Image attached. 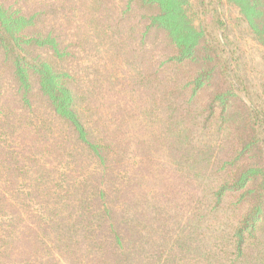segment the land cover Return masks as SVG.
Wrapping results in <instances>:
<instances>
[{
  "label": "rangeland",
  "instance_id": "obj_1",
  "mask_svg": "<svg viewBox=\"0 0 264 264\" xmlns=\"http://www.w3.org/2000/svg\"><path fill=\"white\" fill-rule=\"evenodd\" d=\"M0 3L20 10L25 16L34 15L33 24L25 29L27 35L57 37L61 58L49 45L33 44L29 49L33 55L69 73L66 80L75 91L77 108L91 133V141L94 138L98 142H114L113 135L125 144L128 153L122 163H117L105 148L102 159L84 148L82 142H75L32 74L29 92L20 88L13 59L0 47V129L6 132L0 135V197L21 206L20 199L33 191L34 178L46 172L40 185L42 194L57 189L53 185L57 179L64 180V185L79 183L86 188L83 195L96 191L93 193L99 196L98 202L91 204L106 203L116 216L121 213L128 222L135 221L136 230L128 229L125 234L128 241L137 243L138 264H243L246 261L243 256L233 263L237 255L230 245L235 214L245 209L240 203L242 193H226L221 202L210 193L228 178L224 172L238 151L236 140L225 139L226 124L217 122L219 119L202 128L187 118L180 122L184 132L180 141L189 148L197 142L198 145L193 148L196 152L191 158L179 159L177 148L182 142L170 133L175 126L168 123L171 111L155 93L157 76L167 74L159 75L157 71L169 72L171 67L167 71L164 66L170 51L165 33L146 30V15L152 10L133 0H0ZM185 3L187 11L190 4L191 20L198 28L211 26L218 9L227 25L228 50L238 73L247 77L248 95L264 97V44L249 28L238 7L227 0H186ZM166 90L161 96L166 95ZM246 93L240 92L243 99H247ZM201 101L195 100L198 107ZM196 119L200 123L203 120ZM112 131H121L122 138ZM64 140L65 147L56 146ZM21 149L27 152L18 164L21 168L25 165L23 171L1 163L3 157H10L6 150L16 153ZM248 162L259 167L257 158ZM112 170L116 174L108 181L107 172ZM65 174L68 176L64 177ZM113 181L116 186L111 190ZM250 187L258 186L254 182ZM31 194L35 196L34 192ZM25 197L31 203L29 213L40 215L42 206L36 204L38 198ZM71 197L77 198L73 193ZM7 213L0 211V235H4L0 239V264L42 261L103 264L98 241L78 237L79 242L73 247L74 240L69 241L67 250L58 246L55 229H50L43 238L37 239L29 233L6 244L4 241H9V230L4 226L8 222ZM22 222L20 231L25 232ZM27 223L36 226L33 219ZM257 237L262 245L250 241L251 249L247 251L250 264H259V258H264L263 222ZM102 254L103 261L113 264L105 252Z\"/></svg>",
  "mask_w": 264,
  "mask_h": 264
},
{
  "label": "trees",
  "instance_id": "obj_2",
  "mask_svg": "<svg viewBox=\"0 0 264 264\" xmlns=\"http://www.w3.org/2000/svg\"><path fill=\"white\" fill-rule=\"evenodd\" d=\"M133 1L152 10L146 15L148 23L146 30H158L164 32L166 36L170 51L165 57L164 66L167 71L169 67L171 70L169 72L157 71L159 75L160 73L167 74L154 79L157 90L155 93L159 94L157 97L164 103L163 106L171 111L168 123L176 127L174 126L170 133L176 141L182 142L178 144L177 148L180 152L179 159L191 158L196 152V149L193 148L198 145L197 142L191 148L183 146V141H180L184 135L180 125L181 121L185 122L189 119L202 128H207L213 125V120L219 119L217 122L226 124L225 139L234 137L236 140L238 151L228 161L227 172H224L228 178L226 181H221V185L210 193L214 200L220 202L226 193L232 191L242 193L240 203L245 209L235 214L234 222L236 224L231 226L230 245L232 244L237 255L233 263H237L238 258L243 256L245 257L243 261L246 260L243 264H250V255L247 254V251L251 249L250 241L253 239L262 245L257 233L260 230V224L264 223V97L261 98L263 95H257L259 97L248 95L247 77L238 73L234 57L228 50V39L225 33L227 25L218 9L215 10L211 26L201 25L198 28L191 20L190 4L187 11L186 0ZM227 1L238 7L249 28L264 44V0ZM33 22L34 15L25 16L20 10H12L0 3V47L8 58L13 59L15 76L20 88H26V93L29 92V79L32 74L38 80L40 90L47 97L46 100L53 108L54 114L65 122L70 133L74 135L75 142H82L84 148L87 147L94 156L102 157V159V148H105L109 156L115 158L117 163H122L124 157L128 155L122 141H117L113 135L114 142L109 139L107 140L110 142H98L94 138V141H91L92 139L89 137L91 133L77 108L75 91L66 80L69 73L61 71L51 61L39 55H33L30 51L29 48L33 44L49 45L51 50L61 58L60 42L57 41L56 36L26 34L25 29ZM220 30H222L221 33H218ZM262 80L264 85V74ZM165 90L166 95L161 96ZM242 91L247 92V95H244L247 99H243L240 95ZM175 93L177 95H174ZM201 93L207 95H200ZM197 99H202L199 107L195 103ZM194 105L193 110L192 106ZM166 111L169 112V110ZM197 117L203 119L202 124L196 119ZM112 132L118 133V136L121 137V131ZM2 134H6V132L0 129V135L2 136ZM66 142L64 140L56 146L65 147ZM1 148L2 146H0ZM5 153L10 157L9 159L3 157L1 163H5L8 168L15 171L25 169L24 164L22 168L18 166L27 154L24 149L16 153L6 150ZM255 158L259 161V167L248 162ZM1 167L7 169L4 166ZM220 170L224 169L221 167ZM114 171L107 172L110 177L107 179L108 181L112 180L116 174ZM66 175L68 176L65 174L64 177ZM45 176L46 172L42 173L40 177L34 178L33 191L30 190L35 193L34 197H31L30 191L26 193L28 197L38 198L37 202L34 201L37 205L42 206V210L39 211L40 215H34L36 218L29 213L31 203L25 197L26 195L20 199L21 206L18 207L11 202L8 203L7 198L0 197V211L9 213L5 219L8 222L4 225L6 230H9V241L3 239L6 244H10V240L17 239L19 235L25 237L29 233H32L37 239L43 238L50 229H55L59 247L69 250L67 246L69 241L74 240L73 247L79 242L78 237H83L82 240L98 241L100 255L102 256V253L105 252L113 264H138L135 259L137 243L133 244L132 241H128L127 234H125L128 229L136 230L135 221L128 222L121 213L116 216L115 211L109 210L106 203L91 204L98 202L99 196L93 193L96 191H92V195H83L82 191L86 188L79 183L76 186L74 184L71 186L69 183L64 185V180L58 181L57 179V184L53 185L58 188L45 190L42 194L40 185ZM254 182L258 186L256 189L250 187ZM115 186L116 183L113 181L110 185L111 190ZM248 187L250 188L247 190ZM72 193L78 199L71 197ZM1 194L3 195V192ZM42 196L44 197L41 198ZM48 199L52 201L47 203ZM232 215L234 217V212ZM32 219L36 223L35 227L27 223ZM24 220L26 222H22ZM21 222L25 226V232L20 231L19 224ZM127 223H129L128 226ZM1 238H4V235H0ZM258 244L257 246H259ZM179 245L181 244L179 243ZM181 251H183L182 248ZM101 256L99 259L103 264H108V261H103ZM259 259V264H263L264 258ZM40 264L47 263L42 261Z\"/></svg>",
  "mask_w": 264,
  "mask_h": 264
}]
</instances>
